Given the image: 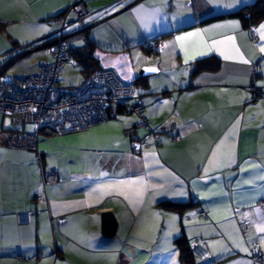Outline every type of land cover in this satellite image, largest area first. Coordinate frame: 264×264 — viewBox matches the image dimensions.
<instances>
[{
  "label": "crops",
  "instance_id": "obj_1",
  "mask_svg": "<svg viewBox=\"0 0 264 264\" xmlns=\"http://www.w3.org/2000/svg\"><path fill=\"white\" fill-rule=\"evenodd\" d=\"M76 1L45 3L42 18ZM253 1H86L94 16L115 4L75 34L79 46L85 34L95 41L100 67L128 82L145 66L158 69L137 85L148 125L129 133L139 115L118 112L64 135L42 129L39 149L30 150L8 144L13 129L29 125L0 112V264H186L180 236L210 251L206 259L190 254L189 264H264L252 254L258 247L264 255V20L254 30L235 16L208 20ZM51 24L54 35L60 26ZM151 37L162 52L143 49ZM209 57L218 68L194 73ZM45 169L60 180L43 190Z\"/></svg>",
  "mask_w": 264,
  "mask_h": 264
},
{
  "label": "built area",
  "instance_id": "obj_2",
  "mask_svg": "<svg viewBox=\"0 0 264 264\" xmlns=\"http://www.w3.org/2000/svg\"><path fill=\"white\" fill-rule=\"evenodd\" d=\"M114 6L108 5L94 16L86 0H78L52 18L51 23L59 24L60 28L52 39L39 46H46L53 60L40 65L36 73L23 78H11L5 75L8 65L0 67V112L12 117L15 123L30 126V129L19 128L10 132L8 144L11 147L38 150L42 129L59 134L85 130L113 117L115 113L112 107L117 111L116 107L120 106L140 116L137 125L128 129L129 133H133L137 126L148 125L143 115V105L136 102L137 84L123 80L112 69H97L76 86L61 85L65 67L72 60L67 47L68 39L110 13ZM255 27L252 25L251 29ZM141 45L148 52L164 50L162 42L154 37L146 39ZM154 136L158 139L159 133H154ZM135 144L139 145L140 142L135 141ZM59 180L56 170L45 169L39 186L45 190L47 185ZM45 198V194L39 196L40 200ZM29 217V213L21 215L23 220ZM240 225L243 230L248 227L246 222ZM191 251L198 259L210 257V251L202 240H195L191 244ZM252 254L256 260L264 262V255L258 247L253 249Z\"/></svg>",
  "mask_w": 264,
  "mask_h": 264
},
{
  "label": "rangeland",
  "instance_id": "obj_3",
  "mask_svg": "<svg viewBox=\"0 0 264 264\" xmlns=\"http://www.w3.org/2000/svg\"><path fill=\"white\" fill-rule=\"evenodd\" d=\"M51 1L52 0H2L3 8L6 9L9 6H16L20 9L17 13L11 14L6 13L7 9L3 10L2 8V11L0 10V67L8 65L5 72L7 77H26L35 73L39 65L50 60V54L46 48L33 50L16 60L12 59V57L28 49L30 47V45H27L28 42H30V44L32 43L31 45H33L34 42L37 44L40 39L55 31L52 30L53 24H51V19H46L47 17L42 18L47 8L45 3H50ZM102 1L106 2V0ZM28 30L32 31L28 33ZM82 40V35L77 34L75 36L72 35L67 43L70 47H77ZM21 44L24 46L21 47ZM83 80L84 75L79 65L76 60H72L65 67L61 85L76 86L83 82ZM26 129H30V126H26ZM58 135L64 134L58 133Z\"/></svg>",
  "mask_w": 264,
  "mask_h": 264
},
{
  "label": "trees",
  "instance_id": "obj_4",
  "mask_svg": "<svg viewBox=\"0 0 264 264\" xmlns=\"http://www.w3.org/2000/svg\"><path fill=\"white\" fill-rule=\"evenodd\" d=\"M66 9L67 8L49 17L48 19L57 17L62 12H64ZM228 15L241 18L247 27L249 26L251 27L252 25L256 26L260 21L264 20V0H254L252 3L244 5L243 7H241L239 10L235 12L228 13V14L214 15V16H211V18H208V20H214V19L221 18V17L228 16ZM87 31L88 30L86 29L85 32ZM54 35L51 34V35L45 36L44 38L40 39L38 43L36 42L37 44H35V42L33 45H31L32 43L29 44L30 48H33V47L35 48L41 45L42 43L52 39ZM67 47L72 54V60H76L77 64L79 65L81 69V72L84 75V78L91 76L97 69L102 68L99 65L98 59L94 55L95 41L91 39L88 34H85V42L83 45L75 48V47H70L69 44L67 43ZM26 51L28 50H25L24 52ZM218 64H219V61L217 57H209V58L198 60L194 66V73H198L204 70H215L218 68ZM149 75H144V76L148 77ZM144 76H139L137 80L135 81V83L137 85L141 83L143 86H147L148 83ZM116 109L117 111H115V107H112V111H114L115 114L118 112H127L123 110V108L120 106L116 107ZM137 123L135 125H137ZM20 125L22 126V124ZM164 204L172 208H176V209H182L183 207L189 206L188 203L180 202V201L179 202L165 201ZM176 242L181 248L182 257L185 263L189 264L190 258L193 256V253L191 251V245H189L188 247L185 236H180ZM190 254L192 256H190Z\"/></svg>",
  "mask_w": 264,
  "mask_h": 264
},
{
  "label": "water",
  "instance_id": "obj_5",
  "mask_svg": "<svg viewBox=\"0 0 264 264\" xmlns=\"http://www.w3.org/2000/svg\"><path fill=\"white\" fill-rule=\"evenodd\" d=\"M46 46H42L41 48H45ZM149 69H154L158 70L156 67H149V66H145L141 69V74L142 75H149L151 74L153 71H149ZM104 220H107V226L109 228L112 229L113 232H115L116 230V221L115 219L112 217L113 213L111 211H104L102 213Z\"/></svg>",
  "mask_w": 264,
  "mask_h": 264
},
{
  "label": "snow or ice",
  "instance_id": "obj_6",
  "mask_svg": "<svg viewBox=\"0 0 264 264\" xmlns=\"http://www.w3.org/2000/svg\"><path fill=\"white\" fill-rule=\"evenodd\" d=\"M261 30L264 31V25H261ZM190 35H198V33H193V34H190ZM178 39H184V38L183 37H178ZM149 71H154V69H149ZM262 230H264V229H262Z\"/></svg>",
  "mask_w": 264,
  "mask_h": 264
},
{
  "label": "clouds",
  "instance_id": "obj_7",
  "mask_svg": "<svg viewBox=\"0 0 264 264\" xmlns=\"http://www.w3.org/2000/svg\"><path fill=\"white\" fill-rule=\"evenodd\" d=\"M37 47H42V46H37ZM37 47H35V48H37Z\"/></svg>",
  "mask_w": 264,
  "mask_h": 264
}]
</instances>
